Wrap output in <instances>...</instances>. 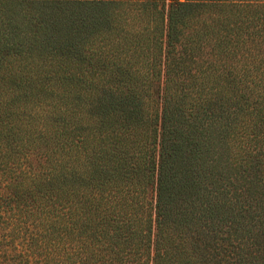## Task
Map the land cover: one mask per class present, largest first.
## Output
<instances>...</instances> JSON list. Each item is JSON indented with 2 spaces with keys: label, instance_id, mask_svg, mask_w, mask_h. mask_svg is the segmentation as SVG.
Listing matches in <instances>:
<instances>
[{
  "label": "trees",
  "instance_id": "trees-1",
  "mask_svg": "<svg viewBox=\"0 0 264 264\" xmlns=\"http://www.w3.org/2000/svg\"><path fill=\"white\" fill-rule=\"evenodd\" d=\"M243 66L264 0H0V264H264Z\"/></svg>",
  "mask_w": 264,
  "mask_h": 264
},
{
  "label": "rangeland",
  "instance_id": "rangeland-1",
  "mask_svg": "<svg viewBox=\"0 0 264 264\" xmlns=\"http://www.w3.org/2000/svg\"><path fill=\"white\" fill-rule=\"evenodd\" d=\"M136 9H139V7L136 6ZM257 68V67H256ZM262 68H257L254 70V74H248L247 70L245 69L244 66L242 68H234L233 69V75L230 76L234 83L238 85L239 87V93L244 95L245 94V82H249L250 80H254L256 84H261V90L264 93V69L261 70ZM239 74H235V73ZM248 74V75H247ZM243 102V101H242ZM241 102V103H242ZM240 133V132H239Z\"/></svg>",
  "mask_w": 264,
  "mask_h": 264
}]
</instances>
